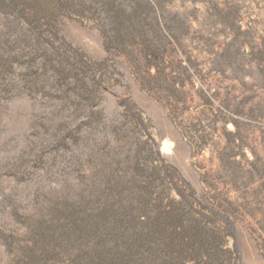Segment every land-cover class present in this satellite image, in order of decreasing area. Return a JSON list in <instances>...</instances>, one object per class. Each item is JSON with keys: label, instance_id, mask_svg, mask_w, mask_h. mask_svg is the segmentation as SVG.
<instances>
[{"label": "rangeland", "instance_id": "374dc122", "mask_svg": "<svg viewBox=\"0 0 264 264\" xmlns=\"http://www.w3.org/2000/svg\"><path fill=\"white\" fill-rule=\"evenodd\" d=\"M64 1L0 0V264H163L182 209L264 264V0Z\"/></svg>", "mask_w": 264, "mask_h": 264}, {"label": "trees", "instance_id": "16d2710c", "mask_svg": "<svg viewBox=\"0 0 264 264\" xmlns=\"http://www.w3.org/2000/svg\"><path fill=\"white\" fill-rule=\"evenodd\" d=\"M57 8H66L67 3L64 0H57ZM117 13V12H116ZM116 14V27L118 30L123 29L121 32L123 35L131 36L136 30L140 29L138 23L134 20H127L126 22ZM122 35V36H123ZM181 214L172 218L168 222H160L156 224V227L147 236L141 237L134 241H129L130 248L148 247L150 249H156L162 252V258H166L163 264H180L181 260L188 256L196 254L203 249H209L210 252L218 245L216 239H207L198 234L197 231L183 228L182 217L186 215V210L182 209ZM72 212H66V210H60L57 213L59 219H64L63 222H69L72 219ZM183 215V216H182ZM69 219V220H68ZM95 226H93L94 228ZM76 230H74L75 232ZM81 235L80 232H78ZM152 243H155L157 247H154ZM136 260H134L135 262ZM90 264H127L126 258L110 259L107 256H100ZM135 264H145L143 261L138 260Z\"/></svg>", "mask_w": 264, "mask_h": 264}]
</instances>
